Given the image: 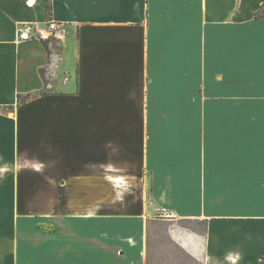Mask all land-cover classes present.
I'll return each instance as SVG.
<instances>
[{"label":"crops","instance_id":"crops-1","mask_svg":"<svg viewBox=\"0 0 264 264\" xmlns=\"http://www.w3.org/2000/svg\"><path fill=\"white\" fill-rule=\"evenodd\" d=\"M262 8L51 0L50 13L48 0H0V264H155L156 220L193 264L264 262ZM49 19L57 29L48 47L19 40L22 23ZM41 91L45 176L65 177L45 186L34 183L42 170L30 151L18 152L22 127H37L22 118L39 112L20 97ZM87 120L96 131L81 149ZM129 130H139L147 185L101 161L108 140L132 142ZM22 175L32 182L18 183Z\"/></svg>","mask_w":264,"mask_h":264},{"label":"rangeland","instance_id":"rangeland-1","mask_svg":"<svg viewBox=\"0 0 264 264\" xmlns=\"http://www.w3.org/2000/svg\"><path fill=\"white\" fill-rule=\"evenodd\" d=\"M45 96V92L41 91V93L34 94V96L27 95V96H21L20 102L26 103L28 101L35 102V107L39 112H27L26 116L23 119L25 120H32L35 119L37 121V127H30V129L23 128L22 127V134L20 135L22 144L18 145V152L20 153H26L27 151H30L31 157L36 159L34 163L39 165V168H41V176H37L36 178H33L35 180L34 183L36 185H42L45 186L46 184H60L61 179H64L65 177H58L54 178L56 181L55 183H51L50 180L45 176V160H44V145L37 144L40 137L44 136V124H45V100L43 99ZM109 116L111 114H102V116ZM114 117V114L111 115ZM116 119H120V117H123L124 114H115ZM128 118L132 121H136L140 118V114L133 113L128 114ZM110 119V118H109ZM95 125L92 124L89 120L86 121V123L82 127L78 128V134L76 139L79 141V146L81 149L83 146L90 144L89 142L92 140L95 134ZM95 128V129H94ZM122 131L124 129H121ZM136 131L139 132V130H129L130 133H132V142L126 141L124 138L120 141H115L116 143L113 144L112 142L109 143L108 141L103 145L104 149L106 150L105 153H102L101 155V161L102 164L107 163H116L120 166H123L128 171L127 173H130V171L137 172L143 176V182L147 185V175L145 171H142L141 163H140V141L136 139ZM137 137L139 138V135L137 134ZM23 141H26L27 143H24ZM125 148V149H124ZM110 152V154H109ZM116 156V159L114 158V154ZM88 166L85 167V170L88 171ZM105 165L100 166V172L105 173ZM126 173V172H125ZM30 177L22 175L18 183L21 185L28 184L32 182L33 180ZM42 195H44L42 193ZM46 195H53V194H46ZM165 215V214H163ZM181 224L184 226L202 231L204 228V224L202 222H195V221H181ZM168 227L167 223L164 221H152L149 225L148 230V238H149V247L152 253V259L155 264H193V262L177 247L175 244L170 240L167 233Z\"/></svg>","mask_w":264,"mask_h":264},{"label":"built area","instance_id":"built-area-1","mask_svg":"<svg viewBox=\"0 0 264 264\" xmlns=\"http://www.w3.org/2000/svg\"><path fill=\"white\" fill-rule=\"evenodd\" d=\"M57 29V22L53 19H49L46 22L45 27H38L35 24L24 22L18 29V38L19 40H30V39H39V40H50Z\"/></svg>","mask_w":264,"mask_h":264},{"label":"trees","instance_id":"trees-1","mask_svg":"<svg viewBox=\"0 0 264 264\" xmlns=\"http://www.w3.org/2000/svg\"><path fill=\"white\" fill-rule=\"evenodd\" d=\"M48 7H49V12L51 13V0H48ZM257 17H261L264 16V8H262L261 10H259L256 14ZM43 43L45 44L46 47H48V41L46 40H42ZM21 98V97H20ZM261 264H264V262H262Z\"/></svg>","mask_w":264,"mask_h":264}]
</instances>
